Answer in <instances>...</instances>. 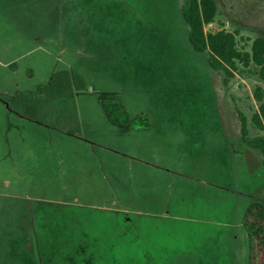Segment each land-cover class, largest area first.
Wrapping results in <instances>:
<instances>
[{
    "label": "rangeland",
    "instance_id": "1",
    "mask_svg": "<svg viewBox=\"0 0 264 264\" xmlns=\"http://www.w3.org/2000/svg\"><path fill=\"white\" fill-rule=\"evenodd\" d=\"M183 2L0 0V94L33 91L75 68L91 88L121 91L130 114L153 125L120 136L83 95L78 122L68 124L77 136L17 115L8 131L0 102V264H33L31 254L39 264H261L243 217L253 197L264 200L263 175L247 167V146L233 152L235 103L189 43ZM216 2L208 32L237 33L247 51L264 37V0ZM257 84L254 68L233 80L249 116ZM51 111L57 124L59 103ZM27 230L54 247L53 259L38 246L18 254L14 242Z\"/></svg>",
    "mask_w": 264,
    "mask_h": 264
},
{
    "label": "trees",
    "instance_id": "2",
    "mask_svg": "<svg viewBox=\"0 0 264 264\" xmlns=\"http://www.w3.org/2000/svg\"><path fill=\"white\" fill-rule=\"evenodd\" d=\"M181 15L188 29V40L196 53L206 55L209 67L220 75L223 91L231 97L235 103V110L240 122L239 151L247 146L261 155L264 166V37H257L252 41L250 50L240 49L237 33L224 29L217 32H208L207 26L215 22L218 14L216 0H184L180 7ZM15 65V64H13ZM240 67L244 69L254 68L259 84L254 87L253 97L258 109L252 115H248L235 102L231 94L233 80ZM83 95H91L96 98L108 124L113 127L118 135L128 136L132 132H144L152 129L151 119L147 114L141 113L132 116L121 91H102L91 88L86 77L77 69L55 71L50 76L46 85L38 86L33 91H17L14 95L6 97L0 94L2 102L8 110V128L14 126L9 121L11 115H17L27 120L57 129L68 135L77 136L78 128L68 129L71 125L69 119L73 117L78 122V114L75 109L76 98ZM72 101L73 110L69 101ZM59 103L60 114L58 123L54 124V116L51 111L54 103ZM257 132L258 135H254ZM243 228L251 244V251L257 252L260 263L264 264V200L253 197L243 217ZM14 244L18 246V254L29 252L36 246L42 251L54 252V247L47 245L44 240L33 235L31 230L23 232ZM33 264H39L36 255H30ZM255 264L251 257V263Z\"/></svg>",
    "mask_w": 264,
    "mask_h": 264
},
{
    "label": "crops",
    "instance_id": "3",
    "mask_svg": "<svg viewBox=\"0 0 264 264\" xmlns=\"http://www.w3.org/2000/svg\"><path fill=\"white\" fill-rule=\"evenodd\" d=\"M13 64H15V65H13ZM12 65H10V67H15L16 66V63H13ZM17 91H19V90H17ZM6 107V106H5ZM7 113H8V110H7ZM23 118V117H22ZM25 119V118H24ZM14 129H16V128H11V129H9L8 128V124H7V130L8 131H12V130H14ZM146 132H148V131H145V132H141V133H146ZM132 133H135V132H132ZM131 133V134H132ZM223 135H224V137H226L227 135H228V133L227 132H223ZM226 141V146H227V148L229 149V147L231 148L232 146H231V144L227 141V140H225ZM234 146V145H233ZM230 150V149H229ZM233 153V152H232ZM246 158H247V160L248 161H250V163H249V165H247V167L249 168V169H255L257 172L256 173H259V174H261L262 173V175H263V179H264V166H263V164H262V160H260V157L258 156V154L255 152V150L254 149H252V148H250V147H247L246 148V150H245V155H244ZM244 164V163H243ZM145 166H147V167H151L149 164H147V165H145ZM262 171V172H261ZM169 175L170 174H173L171 171H168L167 172ZM231 175H232V177H234L235 176V167L233 166L232 167V171H231ZM262 184L259 186V184L258 185H256V187L255 188H253L254 189V191L253 190H249V193L251 192V191H253L254 192V194H258V191H256L258 188L260 189V188H262ZM258 187V188H257Z\"/></svg>",
    "mask_w": 264,
    "mask_h": 264
},
{
    "label": "flooded vegetation",
    "instance_id": "4",
    "mask_svg": "<svg viewBox=\"0 0 264 264\" xmlns=\"http://www.w3.org/2000/svg\"><path fill=\"white\" fill-rule=\"evenodd\" d=\"M44 254V257H46L47 255L49 256V258L53 259L55 257V255L53 254V252L51 251H47V252H44L42 251V248H41V245L38 247V256L42 257L43 254Z\"/></svg>",
    "mask_w": 264,
    "mask_h": 264
}]
</instances>
